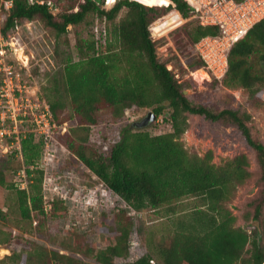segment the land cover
<instances>
[{"label":"trees","instance_id":"16d2710c","mask_svg":"<svg viewBox=\"0 0 264 264\" xmlns=\"http://www.w3.org/2000/svg\"><path fill=\"white\" fill-rule=\"evenodd\" d=\"M7 1L10 0H0V3L4 5ZM12 1L4 25L0 27L4 36L19 22L30 21L36 16L57 34L66 33L70 26L81 24L89 15H96L110 25L104 53H98L92 41L86 52L80 47V60L65 68V93L70 99L72 113L62 119L57 104L49 103L56 126L66 119L74 120L79 126L97 125L102 110L120 113L132 106L142 108L156 104L153 112L158 117L167 105L170 108L172 132L152 136L145 131L133 132L126 128L111 156L103 159L90 155L86 143L77 135L66 133L60 137L65 148L128 208L138 213L163 208L165 216L175 218L173 229L160 239L154 234L149 236L147 254L134 262L127 260L132 222L124 210L115 215L120 235L106 249L95 254L86 249L84 253L92 254L99 264H264V220L257 231L245 230L236 226L237 218L224 207L238 187L252 178L248 157L237 155L218 165L214 163L212 151L200 157L188 152L181 143L189 126L186 114L236 127L255 153L264 203V143L252 133V117L232 109L214 111L204 105H194L185 95V86L159 62L149 31L154 22L175 13L183 19L196 21L185 32L194 45L205 36L217 35L218 29L203 27L194 18L198 10L186 0H170L164 7H150L138 0H117L108 10L102 7L105 0L101 5L95 0H34L52 1L58 9L55 14L46 6L29 4L30 0ZM107 4L112 5L110 0ZM123 10H127L126 14L120 17ZM188 66L194 70L205 65L197 59ZM213 84L243 89L252 97L264 93V20L233 45L226 77L222 83L214 81ZM21 145L26 174L32 183L29 191L17 190L18 206L22 218L31 220L32 213L38 217L46 215L41 195L43 172L38 168L44 141L29 133ZM2 161L4 159H0V185L8 187L7 170ZM189 199L193 201L190 208L179 210L178 205ZM58 202L52 203L48 214L52 218L59 215L56 210L61 204ZM261 216L262 204L256 208L255 218L260 220ZM104 221L106 223V216H103ZM68 251L79 253L81 250L69 247ZM33 258L40 264H89L59 251L42 250L28 257L15 254L14 260L34 264ZM118 258L126 261L118 263Z\"/></svg>","mask_w":264,"mask_h":264},{"label":"rangeland","instance_id":"374dc122","mask_svg":"<svg viewBox=\"0 0 264 264\" xmlns=\"http://www.w3.org/2000/svg\"><path fill=\"white\" fill-rule=\"evenodd\" d=\"M116 1L110 0L112 5H108L105 0L102 7L111 9ZM138 1L150 7H164L170 3V0ZM59 8L62 11V4ZM7 10L6 5L0 3V27L4 25ZM126 11L123 10L120 17H123ZM118 21L119 19L117 23ZM195 22L193 19H183L175 13L160 18L149 27L159 62L165 64L178 83L185 86L186 96L194 105H204L214 111L232 109L250 114L252 133L264 143V93L252 97L243 89H229L207 80L197 81L191 76V73L201 69L193 70L188 66L198 59L195 45L185 34L189 25ZM17 25L19 29L14 35L17 37L16 42L24 49L26 59L21 55L22 52L18 51L14 57H9L8 54L7 58L11 64L16 65L21 83L31 85L32 91L37 92V95L48 103L57 104L62 119L69 117L72 108L65 93L64 70L68 64L80 60V47H84L86 52L88 43L92 41H95L98 53L106 51L109 23L96 15H89L81 24L70 26L64 34H57L37 16ZM12 31L8 32L11 36ZM20 55L22 59L19 58ZM156 107V104L142 108L132 106L120 113L102 110L100 123L93 126H79L74 120L66 119V122L58 124L52 133V143H49L47 154L45 139L35 132L36 128L30 119L18 123L20 133H36V139L44 141L38 168L43 172L41 195L47 216L38 217L32 213L31 220L22 218L17 190L29 191L31 178L27 175L21 176L25 169L24 159L18 158L15 153L0 158L4 159L2 162L7 170L8 185H0V264H21V261L18 263L14 260L15 254L28 257L40 250L59 251L89 264H99L92 254L86 255L84 252L91 249L95 254L98 250L106 249L120 235V226L117 225L115 215L123 210L127 211L132 222L130 255L127 259L131 262L147 254L146 241L150 235L154 234L156 239H160L173 229L175 218L165 216L163 208L147 209L140 213L128 208L119 196L108 190L97 176L65 148L60 139L66 133L77 135L80 141L86 143L90 155L103 159L111 156L114 145L121 140L126 128L133 132L145 131L152 136L172 132L168 105L163 114L149 126H134ZM186 117L189 126L181 138V143L188 152L203 157L212 151L214 163L218 165L237 155L244 154L248 157L252 178L238 187L232 198L224 203V207L237 218L236 226L257 231L264 220V203L261 172L254 151L246 144L236 127L208 121L203 116L186 114ZM6 142L10 144L11 140ZM54 201H59L61 205L56 210L59 215L52 218L48 214ZM192 202L190 199L185 200L178 205V209L188 210ZM261 204L262 216L257 220L256 208ZM103 216H106V223L103 222ZM69 247H76L81 251H68ZM36 260L33 258V263L40 264ZM116 261L124 263L126 259L118 258Z\"/></svg>","mask_w":264,"mask_h":264},{"label":"built area","instance_id":"2783aa9c","mask_svg":"<svg viewBox=\"0 0 264 264\" xmlns=\"http://www.w3.org/2000/svg\"><path fill=\"white\" fill-rule=\"evenodd\" d=\"M186 2L198 10L194 18L203 27H216L219 31L215 36L203 37L195 45L196 56L205 66L191 73V76L197 81L201 79L222 83L228 73L229 55L233 45L244 39L264 20V0L239 2L186 0ZM29 4L46 6L54 14L58 12L52 1L30 0ZM5 5L10 9L13 1L5 2ZM18 29V25L12 29V36L9 34L4 36L0 33V158L15 153L18 158L24 159L21 142L26 137V133L23 135L19 132L18 123H24L25 119H30L36 128L35 132L45 139L46 154L49 151V143H52V133L56 128L49 103L40 98L37 92L32 91L31 85L21 83L20 75L15 69L16 65L11 64L7 58L8 54L9 57H14L15 52L18 51L22 52L26 59L25 51L16 42L17 37L14 35ZM7 140H11V143L8 144ZM26 175V170L23 169L21 176L26 177Z\"/></svg>","mask_w":264,"mask_h":264},{"label":"water","instance_id":"95a60500","mask_svg":"<svg viewBox=\"0 0 264 264\" xmlns=\"http://www.w3.org/2000/svg\"><path fill=\"white\" fill-rule=\"evenodd\" d=\"M97 2L98 5H101L102 0H95ZM185 95H187V91H185ZM157 119V115L156 113L149 112L148 115L140 122H137L134 124L135 127L138 128H145L147 126H149L152 122H154Z\"/></svg>","mask_w":264,"mask_h":264},{"label":"bare ground","instance_id":"6f19581e","mask_svg":"<svg viewBox=\"0 0 264 264\" xmlns=\"http://www.w3.org/2000/svg\"><path fill=\"white\" fill-rule=\"evenodd\" d=\"M22 55V54H21ZM21 55L19 56V58L21 57ZM20 59H22V58H20ZM25 59V58H24ZM23 61V60H22ZM26 63H27V61H26Z\"/></svg>","mask_w":264,"mask_h":264}]
</instances>
